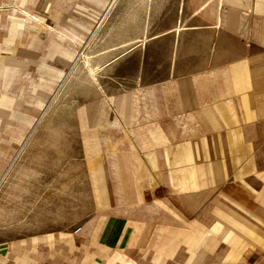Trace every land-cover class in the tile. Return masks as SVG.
Returning <instances> with one entry per match:
<instances>
[{
    "label": "crops",
    "instance_id": "1",
    "mask_svg": "<svg viewBox=\"0 0 264 264\" xmlns=\"http://www.w3.org/2000/svg\"><path fill=\"white\" fill-rule=\"evenodd\" d=\"M178 5L149 37L119 26L136 74L86 106L110 158L86 215L8 200L0 264H264V0Z\"/></svg>",
    "mask_w": 264,
    "mask_h": 264
},
{
    "label": "rangeland",
    "instance_id": "2",
    "mask_svg": "<svg viewBox=\"0 0 264 264\" xmlns=\"http://www.w3.org/2000/svg\"><path fill=\"white\" fill-rule=\"evenodd\" d=\"M178 7V0H0V208L47 202L64 219L86 215L110 166L86 142L96 109L86 106L100 101L108 112L136 74L134 53L117 59L135 26L126 24L127 36L119 26L136 14L149 37Z\"/></svg>",
    "mask_w": 264,
    "mask_h": 264
}]
</instances>
